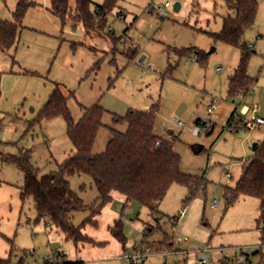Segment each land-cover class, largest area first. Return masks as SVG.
<instances>
[{"label": "rangeland", "instance_id": "374dc122", "mask_svg": "<svg viewBox=\"0 0 264 264\" xmlns=\"http://www.w3.org/2000/svg\"><path fill=\"white\" fill-rule=\"evenodd\" d=\"M30 1L37 5L25 15L18 44L0 53V264H43L55 256L70 264H130L124 254H132L134 246L145 249L147 242L152 249L145 264H196L200 254L208 255L207 264H225L226 256L264 264L259 199L241 196L229 203L226 198L253 157V144L264 139V125L234 132L228 127L234 111V121L251 119L252 111L242 109L253 103L260 108L256 116L264 118V0H258L256 23L244 36L254 51L248 67L254 84L249 93L235 96L228 84L240 52L209 35L222 29L226 0H115L102 35L89 37L80 25H62L49 11L51 0ZM105 1L92 0L91 9ZM176 2L182 5L178 12ZM18 3L0 0V19L12 20ZM55 84L66 95L73 93L68 108L75 122L83 107L98 104L105 110L94 155L106 151L111 128L127 130L126 124H115V116L159 103L156 133L173 141L182 172L202 177L204 187L186 201L190 189L174 183L153 213L119 192L102 205L90 176H69L86 206L72 214L73 222L90 240L67 239L39 215L32 196L22 198L24 175L6 161L28 151L41 177L58 171L74 153L66 120L40 115ZM212 100L217 109L209 114ZM195 144L203 150L195 153ZM117 222L125 245L112 232ZM151 226L157 230L145 238ZM165 238L171 248L162 243Z\"/></svg>", "mask_w": 264, "mask_h": 264}, {"label": "trees", "instance_id": "16d2710c", "mask_svg": "<svg viewBox=\"0 0 264 264\" xmlns=\"http://www.w3.org/2000/svg\"><path fill=\"white\" fill-rule=\"evenodd\" d=\"M5 1V0H4ZM51 0L49 10L60 19L62 25L72 23L74 27L82 26L85 36L102 35L106 16L112 10L115 0H106L103 5L91 9L92 0ZM37 4L30 0H19L12 20L0 19V53H8L18 44L23 28V20L28 10ZM229 10L223 17L222 29L209 32L218 42L239 50L240 58L237 67L229 77L228 93L231 96L247 94L254 84L248 73L249 62L254 51L244 40L245 32L252 28L257 20L258 0H226ZM183 53V51H181ZM197 58L201 57L196 52ZM73 93L66 95L60 84H55L48 101L42 107V117L62 116L67 122V133L74 148L56 172L39 177L31 162L28 151L11 155L6 161L18 166L24 175L21 196H32L39 215L59 228L67 237L75 241H89L81 228L73 222L72 214L84 210L86 206L73 191L69 176L88 175L98 190L99 201L103 205L112 199L114 192L123 194L127 201H138L153 213H156L160 202L165 198L174 183L187 186L190 195L186 201L196 196L204 187L202 177L188 175L181 170L180 155L174 150L173 141L161 138L155 131L156 120L160 112L159 103L148 109H130L125 116H115V124H126L127 130L121 132L111 128L112 137L107 149L99 155L93 154V147L99 129L102 127L105 110L100 105L83 107L82 118L75 122L68 108V100ZM234 111L228 119V125H242V120L234 121ZM199 121V120H198ZM197 121V123H198ZM241 196H251L260 201L262 224L261 241L264 245V139L258 143L253 157L243 168L242 175L235 187L227 188L226 198L229 203ZM89 221H94L90 218ZM121 222L112 228L114 236L125 245ZM157 228L151 226L144 232ZM171 248V239L162 242ZM149 248L152 246L146 243ZM43 264H70L67 261L46 260Z\"/></svg>", "mask_w": 264, "mask_h": 264}, {"label": "built area", "instance_id": "2783aa9c", "mask_svg": "<svg viewBox=\"0 0 264 264\" xmlns=\"http://www.w3.org/2000/svg\"><path fill=\"white\" fill-rule=\"evenodd\" d=\"M166 7H170V3L169 2H166L165 4ZM161 15L162 16H166L167 13L166 12H161ZM143 61V58L141 59V62ZM208 112L209 114H212L216 109H217V101L216 100H212L208 103ZM249 111H252L253 113V117L249 120H245V119H241L242 120V125L244 129L246 130H255V129H258L260 128L261 126L264 125V118H261V117H258L256 116V114L260 111V108L259 106L256 104V103H253L249 108L247 107L245 109V113L249 112ZM201 122V120L198 121L197 125H199ZM207 122L208 121H203L202 122V125L204 126H207ZM173 123L178 125L179 127H182L183 126V122L182 121H179L177 119H174L173 120ZM228 127L234 132V131H238V126L237 125H234V124H230L228 125ZM206 129H209V126L206 127ZM200 127L199 126H196L195 127V133H200ZM227 176L229 177L230 174L227 173ZM185 215V212L182 211L180 213V217H183ZM133 253H129V252H126L124 254V258L127 259L130 264H145L146 261H147V258H148V254L150 253V248L147 246L145 249L143 248H137L136 246H134L133 248ZM54 260V261H59L61 260V256H55L53 258H48L46 260ZM208 255L206 254H200V256L198 257L197 259V263L196 264H207L208 262ZM45 260V261H46ZM244 261L245 259L244 258H240L239 260L237 261H234L233 259H231L230 257L226 256L225 257V264H244Z\"/></svg>", "mask_w": 264, "mask_h": 264}, {"label": "water", "instance_id": "95a60500", "mask_svg": "<svg viewBox=\"0 0 264 264\" xmlns=\"http://www.w3.org/2000/svg\"><path fill=\"white\" fill-rule=\"evenodd\" d=\"M180 8H181V4H180V2H176L175 4H174V11H176V12H178L179 10H180ZM214 51V50H213ZM169 134H172V132L170 131L169 132ZM257 147H258V144L257 143H255V144H253V146H252V150L253 151H256L257 150ZM203 150V147L202 146H200V145H193V151L195 152V153H199L200 151H202Z\"/></svg>", "mask_w": 264, "mask_h": 264}, {"label": "crops", "instance_id": "0c3cea01", "mask_svg": "<svg viewBox=\"0 0 264 264\" xmlns=\"http://www.w3.org/2000/svg\"><path fill=\"white\" fill-rule=\"evenodd\" d=\"M181 4V3H180ZM181 7H182V5H181ZM181 9V8H180ZM50 11V10H49ZM51 12V11H50ZM121 14V13H120ZM119 16H121V15H119ZM240 57V56H239ZM235 70V69H234ZM230 77V76H229ZM251 91V90H250ZM249 91V92H250ZM248 92V93H249ZM245 95V94H244ZM247 108V106H245L243 109H242V111L244 112L245 111V109ZM146 109H148V108H146ZM250 112V111H249ZM233 113V112H232ZM198 121V120H197ZM172 132V131H171ZM172 134H173V132H172ZM258 144V143H257ZM198 259V258H197ZM197 263V262H196Z\"/></svg>", "mask_w": 264, "mask_h": 264}]
</instances>
